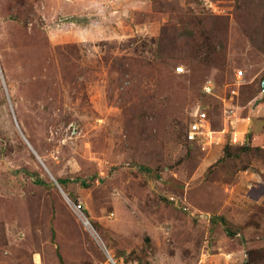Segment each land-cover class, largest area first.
Returning <instances> with one entry per match:
<instances>
[{
	"label": "rangeland",
	"instance_id": "rangeland-1",
	"mask_svg": "<svg viewBox=\"0 0 264 264\" xmlns=\"http://www.w3.org/2000/svg\"><path fill=\"white\" fill-rule=\"evenodd\" d=\"M108 251L264 264V0H0V264Z\"/></svg>",
	"mask_w": 264,
	"mask_h": 264
},
{
	"label": "built area",
	"instance_id": "built-area-1",
	"mask_svg": "<svg viewBox=\"0 0 264 264\" xmlns=\"http://www.w3.org/2000/svg\"><path fill=\"white\" fill-rule=\"evenodd\" d=\"M204 89L206 92L211 93L213 91V86L212 85H205ZM199 109H200V107L198 106L196 109L197 110L196 111L197 119L190 124L188 137L193 141H197V140L200 141L201 138L204 137L205 141H206V136L208 135L209 137H212L211 134L213 131H212L211 126L208 122L207 112L204 110H199ZM214 141H216V140L212 139V140L205 142L204 144L208 145V143L211 144ZM205 147L206 146H203V148H205ZM86 222L90 223L88 219ZM106 254H107V258L105 259L104 262H102V264H120L117 261V259L109 251Z\"/></svg>",
	"mask_w": 264,
	"mask_h": 264
},
{
	"label": "trees",
	"instance_id": "trees-1",
	"mask_svg": "<svg viewBox=\"0 0 264 264\" xmlns=\"http://www.w3.org/2000/svg\"><path fill=\"white\" fill-rule=\"evenodd\" d=\"M189 126H190V124H189ZM192 142H195V141H193V140H191ZM61 182H64V181H61Z\"/></svg>",
	"mask_w": 264,
	"mask_h": 264
},
{
	"label": "bare ground",
	"instance_id": "bare-ground-1",
	"mask_svg": "<svg viewBox=\"0 0 264 264\" xmlns=\"http://www.w3.org/2000/svg\"><path fill=\"white\" fill-rule=\"evenodd\" d=\"M86 224H88L86 221H85Z\"/></svg>",
	"mask_w": 264,
	"mask_h": 264
}]
</instances>
